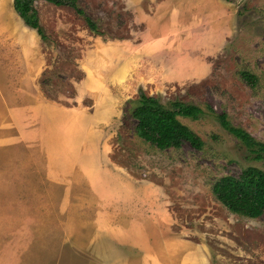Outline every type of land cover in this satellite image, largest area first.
<instances>
[{"label":"rangeland","instance_id":"rangeland-1","mask_svg":"<svg viewBox=\"0 0 264 264\" xmlns=\"http://www.w3.org/2000/svg\"><path fill=\"white\" fill-rule=\"evenodd\" d=\"M80 5L99 31L71 7L35 0L43 39L14 0H0V264H163L154 256L174 250L180 264L200 244L205 258L197 252L189 264H264V213L233 212L213 191L224 176L264 170L217 117L226 112L264 141V0ZM141 91L166 106H201L199 118L180 119L203 147L160 149L139 137ZM38 96L68 111L63 129L76 149L55 156L76 170L60 181L43 146L16 141L9 119L10 107ZM165 238L174 239L167 250Z\"/></svg>","mask_w":264,"mask_h":264},{"label":"trees","instance_id":"trees-1","mask_svg":"<svg viewBox=\"0 0 264 264\" xmlns=\"http://www.w3.org/2000/svg\"><path fill=\"white\" fill-rule=\"evenodd\" d=\"M47 1L75 9L89 28L99 31L98 24L81 7L80 0ZM14 8L28 26L43 39L47 38L35 0H14ZM242 77L252 86L257 80V76L249 71H243ZM132 114L136 119L138 136L160 149L179 148L184 142H189L195 148L204 145L200 135L180 119L181 116L197 119L203 115V108L197 104L177 99L166 106L158 97L141 91L139 103ZM217 117L225 129L255 153V158H264V141L258 140L246 129L233 125L226 112L218 113ZM213 191L217 199L233 212L254 218L264 213V170L261 168L249 166L238 176H224L214 183Z\"/></svg>","mask_w":264,"mask_h":264},{"label":"crops","instance_id":"crops-1","mask_svg":"<svg viewBox=\"0 0 264 264\" xmlns=\"http://www.w3.org/2000/svg\"><path fill=\"white\" fill-rule=\"evenodd\" d=\"M34 87L35 85H33V83L31 82L30 88L34 90ZM65 112L66 111H63L59 104L41 96H38L34 102L30 103V105H25L20 108H9V119L11 125L14 126L15 130L17 131L15 137L16 141L39 142V144H41L45 150L46 158L48 160L49 172L53 176V180L56 181L62 180L64 175H66L67 173H69L70 175L72 171L75 172L76 170V168L73 167L72 162L68 160L65 164L68 170H66L67 172L63 171L62 162L58 161V157L55 156V152L57 151H69V147H73L76 149V146L70 142V132H65V130L63 129L64 127H67V125H64L63 123V114L65 115V117L69 118L68 111L66 113ZM71 118L74 119L73 117ZM53 171H55L54 174ZM160 242L161 244H163V246H161L160 248L167 250L173 245L174 239L165 238ZM188 242L189 241L187 240H182L181 242H179L181 243V249L188 246ZM194 248H196V250L194 249L192 251V256L189 253L184 254V252L181 254L180 258L182 263L180 264H189V261L186 259L195 257V254L197 252L204 253L205 258L206 252L202 244L197 245ZM170 250L172 251V249ZM180 251L182 252V250ZM175 252L176 251L174 250L169 254L160 255L158 258L154 256L153 259L165 261V263L163 264H173ZM142 259H145L147 263H150V258H148V255H144ZM153 262L154 261L151 260V263Z\"/></svg>","mask_w":264,"mask_h":264}]
</instances>
